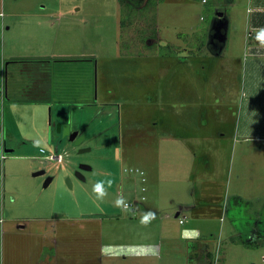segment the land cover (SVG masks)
Instances as JSON below:
<instances>
[{
	"label": "rangeland",
	"instance_id": "1",
	"mask_svg": "<svg viewBox=\"0 0 264 264\" xmlns=\"http://www.w3.org/2000/svg\"><path fill=\"white\" fill-rule=\"evenodd\" d=\"M1 3L15 25L2 45L4 54L13 51L29 61L52 58L37 74L26 68L30 63L8 61L9 70L0 74V142L13 150L4 156L0 150V205L13 213L22 196L25 206L39 211L41 200L56 202L53 209L61 212L53 232L40 235L41 261L58 264L56 255L66 260L71 254L76 264L83 261L72 247L88 235L79 232L89 226L87 221L76 220L84 216L91 219V264L120 263L102 258V243L114 240L126 224L137 226L138 240L201 241L205 263L264 264V239L248 245V240H260L258 232L264 233V141L242 138L239 130L251 123L241 112L245 84H228L229 50L218 40L231 24L238 31L240 19L231 15L241 16L246 0ZM35 75H48L49 81L36 84ZM164 84L185 90V97L166 106ZM37 85L41 91L35 90ZM34 90L37 95L31 98ZM42 95L45 100H39ZM165 109L203 122L211 114L215 119L209 126L226 132L229 149L201 155L200 165L195 163L200 169H194L190 155L185 160L193 172L186 165L180 169L181 180L164 181V170L158 168L164 155L159 157L156 149L164 144ZM69 132L77 133L78 141H71ZM50 154L62 160H50ZM40 171L45 173L35 175ZM216 183L221 193L216 200L199 199L203 187ZM141 204L153 214L140 209ZM9 254L8 247L7 256L0 251V264L8 263Z\"/></svg>",
	"mask_w": 264,
	"mask_h": 264
},
{
	"label": "crops",
	"instance_id": "2",
	"mask_svg": "<svg viewBox=\"0 0 264 264\" xmlns=\"http://www.w3.org/2000/svg\"><path fill=\"white\" fill-rule=\"evenodd\" d=\"M5 5L0 4V74L6 72V68L10 61L19 59L21 56L17 55L15 52H7L4 54L2 45L5 39L14 29V24L12 19L8 18L7 14L4 12ZM238 12V11H237ZM223 14V13H222ZM234 15V16H233ZM224 16V14H223ZM231 19H240V28L236 29L228 27V34L222 40L224 48L228 47L229 59H228V71L231 72L229 75L228 84H245L244 98L242 99V115L245 120L251 122L247 128H243L241 131L242 138L244 141L251 142H263L264 141V0H246V5L242 9L241 16H236V12L231 15ZM231 20V21H232ZM229 24V25H230ZM2 38V39H1ZM4 39V40H3ZM219 40V39H218ZM226 41V42H225ZM221 41L219 40V43ZM188 48V47H187ZM190 52H193V48L190 46L188 48ZM10 51V50H9ZM215 55L220 58L222 54L218 51H214ZM3 53V55L1 54ZM76 57V56H75ZM197 58V56H195ZM201 58V57H200ZM195 59L194 61H197ZM223 60H225L223 58ZM241 73L243 76L241 77ZM240 76V80L238 77ZM1 80V79H0ZM5 82V80H4ZM3 88V86H2ZM181 89V88H180ZM180 89H175L172 84H164V98L166 106H171L173 102L185 97L186 91L182 93ZM148 94L152 92L147 91ZM154 93V92H153ZM3 96V90L0 92V96ZM247 102V104H246ZM47 103V101H44ZM167 112V113H166ZM195 118V117H194ZM191 115L185 113L170 114L168 109H165V125L166 129L163 131L162 139H164V144L162 143L157 147L158 156L164 155V163H162L158 168L163 169L164 181L177 182L181 180L180 175H182V167H186L188 170L193 172V166L188 163L185 159L190 155L194 158L195 163L198 164L201 155L204 156L211 155L213 150H218L217 153H221L223 150H228L227 144V134L221 130H213L210 127V121L215 119L212 115H209L204 122L202 119L195 118ZM208 120V122H206ZM213 121V120H212ZM193 122V123H191ZM47 128V123H45ZM209 126V127H208ZM244 126H246L244 124ZM161 134V133H159ZM158 134V135H159ZM235 135L233 131L230 136ZM79 137V135H77ZM262 145V144H260ZM5 146V147H3ZM162 146L164 150L162 149ZM6 142H0V150H3V155L5 153ZM262 148V146H261ZM11 150V148L9 149ZM42 151V150H41ZM43 153V152H42ZM215 153V151H214ZM216 153V155H217ZM160 162V161H159ZM189 164V166H188ZM200 165V164H198ZM200 169V166H194V169ZM158 169V170H159ZM157 170V176H160V172ZM193 176V174H192ZM180 178V179H179ZM52 182V181H51ZM50 185V184H49ZM48 185V186H49ZM223 188H221L222 190ZM207 193H206V192ZM201 198H205L206 201H211L213 198L216 200L217 195L220 193V188L218 183L212 186L203 187ZM217 194V195H216ZM208 195V196H206ZM221 197V196H220ZM22 198V196H21ZM19 198L17 206L19 209L14 210L12 213L6 207L4 211L2 205H0V237L2 241L0 242V251L6 255L7 247L10 248V254L7 264H47L40 260L43 252V245L41 243V233L53 232L54 223H56L55 218H59L61 212L53 209V205L56 203L40 201L39 211L35 206H25V198ZM204 200V199H203ZM240 200L244 201L243 198ZM43 201V202H42ZM15 202V200H14ZM11 205V203H10ZM129 209L130 207H125ZM144 211L153 214L151 209H148L144 204L139 207ZM21 209V210H20ZM194 211L198 207L193 208ZM53 211V212H52ZM35 214H30V213ZM45 212H48L46 214ZM4 213V214H3ZM12 213V214H11ZM6 214V215H5ZM11 214V215H10ZM181 212L177 214L179 216ZM202 214V213H200ZM64 215V214H62ZM7 216V217H4ZM31 216V217H27ZM63 218H67L64 216ZM86 219V220H85ZM65 220L74 221L73 218L69 217ZM79 221H87L89 226H81L80 233L87 236H81V243L78 247H72V251L78 253L82 256V260L78 264H91L92 259V232H91V219L83 216L81 219H76ZM126 223L129 220H126ZM26 222V223H25ZM181 222V220H180ZM50 226L51 230L47 229L44 231V227ZM122 226V225H118ZM125 229L117 230L116 238L109 241H104L102 258L106 260L117 259L119 264H193V261H198L196 264H209L203 262L201 259L203 244L201 241L195 243H187L182 245L181 243L170 241L164 242L161 240H138L135 238L137 236V226L132 224L124 225ZM117 227V228H118ZM76 232L74 230L69 233L73 234ZM119 234V236H118ZM132 235V236H131ZM240 235V234H239ZM260 235V240L264 239V233L258 232ZM48 236V235H47ZM131 236V237H129ZM123 237H126L123 239ZM135 238V239H134ZM233 238V237H232ZM201 239V238H197ZM49 240V237L48 239ZM196 240V239H195ZM233 240V239H232ZM194 241V239L192 240ZM215 241V240H214ZM235 242V241H233ZM50 245V244H49ZM202 245V246H200ZM108 251H106V247ZM50 247L52 250L57 249L58 246L55 243H51ZM58 253V252H57ZM56 253V254H57ZM78 255V256H80ZM59 255L55 256L58 259V264H76L71 259H74L73 254L69 255L68 258L61 259ZM187 258V260H185ZM5 259V258H4ZM183 262L181 263L180 261ZM3 262V259H2ZM5 264V260L4 263ZM101 264V263H100Z\"/></svg>",
	"mask_w": 264,
	"mask_h": 264
},
{
	"label": "trees",
	"instance_id": "3",
	"mask_svg": "<svg viewBox=\"0 0 264 264\" xmlns=\"http://www.w3.org/2000/svg\"><path fill=\"white\" fill-rule=\"evenodd\" d=\"M81 58H83V57H81ZM51 59L52 58H50V57H37V58H33L32 60L30 59L31 61H29L27 59H21V58H19V59L10 61V63H14V64L15 63L16 64H21V63L27 64V63H30L29 65H26V68L30 69V71L32 70V72H34L35 74H37V73H39V71L41 70V68L44 67V65H46V66L50 65ZM27 61H29V62H27ZM7 68L9 70L10 65H8ZM16 69H18V68H16ZM49 77L50 76L47 75V78H44V77L40 78V76L37 75V77H36V75H35V77H33V78H34V80L35 79L38 80V82L36 84H45L46 81H49ZM45 79H47V80L45 81ZM39 88H40V91H41L42 90L41 89V85L40 86L37 85L35 87V90L39 91ZM35 90L34 91H30V93L32 92L31 94H35V95H32L31 98L36 97L37 94L35 93ZM42 92L43 93H46V91H42ZM45 99H46L45 95H42V97L39 98V100H45ZM232 239L235 242H239V240L236 239L235 237H233ZM248 242L250 243L248 245H254V244H256V243H254L255 242L254 240H248ZM244 243H246V242H244Z\"/></svg>",
	"mask_w": 264,
	"mask_h": 264
},
{
	"label": "water",
	"instance_id": "4",
	"mask_svg": "<svg viewBox=\"0 0 264 264\" xmlns=\"http://www.w3.org/2000/svg\"><path fill=\"white\" fill-rule=\"evenodd\" d=\"M219 16L222 18L223 17V14L222 13H220L219 14ZM220 40V39H219ZM220 41H222V40H220ZM65 128L66 127H64V130H65ZM60 130H63V127L60 125ZM67 136H69V139L71 140V141H75V139H76V137H77V133H67L66 134ZM76 141H78V140H76ZM58 151H59V148L58 147H56V152L58 153ZM13 152V150H9L8 148H5V153H7V154H9V153H12ZM87 169V170H91L92 169V167L91 166H87V165H82L81 166V169ZM45 173V171H40V172H38V173H36L35 175H42V174H44ZM79 175H81V176H83L82 175V173L81 172H79L78 173ZM84 180V179H83ZM51 181H52V177H49L47 180H46V184H45V186L47 187L50 183H51Z\"/></svg>",
	"mask_w": 264,
	"mask_h": 264
},
{
	"label": "built area",
	"instance_id": "5",
	"mask_svg": "<svg viewBox=\"0 0 264 264\" xmlns=\"http://www.w3.org/2000/svg\"><path fill=\"white\" fill-rule=\"evenodd\" d=\"M42 152H43V153H46L45 150H42ZM3 156H4V155H3ZM47 158L50 159V160H56V159H58V160H62V156H59L58 154H57V155L50 154V155L47 156ZM126 207H130V204H126ZM183 222H184V221L181 220V223H183Z\"/></svg>",
	"mask_w": 264,
	"mask_h": 264
},
{
	"label": "flooded vegetation",
	"instance_id": "6",
	"mask_svg": "<svg viewBox=\"0 0 264 264\" xmlns=\"http://www.w3.org/2000/svg\"><path fill=\"white\" fill-rule=\"evenodd\" d=\"M78 139V137H76V139H75V141ZM75 141H73V142H75ZM3 147H5V146H3Z\"/></svg>",
	"mask_w": 264,
	"mask_h": 264
}]
</instances>
